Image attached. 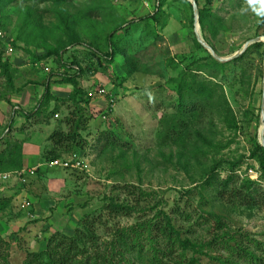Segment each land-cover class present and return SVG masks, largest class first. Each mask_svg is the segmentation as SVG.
Masks as SVG:
<instances>
[{
  "label": "rangeland",
  "instance_id": "obj_1",
  "mask_svg": "<svg viewBox=\"0 0 264 264\" xmlns=\"http://www.w3.org/2000/svg\"><path fill=\"white\" fill-rule=\"evenodd\" d=\"M73 1L74 6L79 8L82 7L81 3L92 0ZM113 2L127 22L156 12L159 6L158 0ZM187 2L167 0L163 6L165 12L161 15L166 25L158 26L162 35L158 45L153 44L151 51L144 49L137 52L142 64H159V74L142 71L129 74L125 69L126 60L122 56L118 55L112 63H108L102 57L92 56L82 45L68 47L62 58L54 55L45 58L43 56L47 51L43 44L56 46L54 35L41 37L42 40L31 39L30 44L23 40L21 34L26 36L29 30L24 22L26 7L32 6L41 12L46 5L32 2L25 4L23 0H17L7 6L0 23V58L8 59L16 69L14 84L18 90L14 92L17 100L13 99L8 104L0 101L4 104V107L0 106V149L5 147L8 135L22 142L30 139L40 145L38 156L34 160L25 161L20 173L10 177L0 175V186L18 190L13 193L15 204L12 208L0 209V240L9 244L8 248L3 246L4 254L11 264H22L28 253L45 250L50 236L58 231L71 235L86 213L99 212L111 198L130 206L140 203L141 207H152L154 211L147 214L150 216L156 210L172 214L174 210L180 209L181 212H193L196 218L204 207L222 215L226 231L233 233L238 241H248L247 238L264 241V203L253 209L243 203V206L233 209L218 199L214 187L205 184L213 175L211 168L218 161L224 162L220 168L224 169L228 161H236L244 156L239 168L242 169L237 173L239 183L252 179L247 174L250 166H259L249 155L254 143L260 142L262 133L264 58L261 59L258 54H248L253 66L240 64L236 68L228 65L229 76L216 80L222 84L210 81L208 92L211 98L205 104L208 111L203 127L207 128L215 121L216 128L209 135L213 140V149L211 145L205 144L203 153H193L191 148L183 149L164 138L165 127L162 125H169V117L177 112L176 94L168 84L169 80L185 72L192 60L208 55L205 50L195 46L196 26L195 20L191 21L194 10L191 9V1ZM205 4L206 0H199V9ZM212 9L222 19L216 36L207 32L213 47L208 44L216 54L229 56L241 50L253 38L264 37L256 36L258 26L262 24L261 17L264 18V3L261 0H213ZM71 11L76 12L74 8ZM50 21H58L53 11L44 14V22L49 27L52 26ZM135 25L130 26L128 31L138 37L142 24L138 27ZM128 31L124 29L119 35L124 37ZM18 37L19 47L14 48L12 41L18 40ZM10 48L12 51H9ZM26 48L32 52L26 51ZM160 51H163V55L159 57ZM171 58L175 63L169 65ZM74 61L84 69L79 80L90 97L85 112L91 114L93 119L84 133L87 147L79 153L83 169L72 172L51 167L46 158L52 148L49 141L52 132L46 125L49 119L27 116L37 108L47 87L53 96L68 98L73 87L61 82V79L66 73H74L78 69L72 66ZM243 69L252 76L246 84L240 82ZM261 72L262 77L255 80V75ZM161 74L163 76H159ZM0 91H9L6 79L2 76ZM29 97L33 101L28 103L26 98ZM110 98L114 99V106ZM81 104L85 105L84 102ZM16 105L20 108H14ZM229 105L231 123L223 120L228 115ZM69 112L68 106L61 107V114L52 119L56 123L55 129L64 127L61 120ZM107 112H110L109 116ZM234 123L238 128L234 127ZM110 132L115 133V147L102 154V148L109 140L105 133ZM36 133L39 134L34 139ZM199 143L202 145L201 141ZM218 175L224 179L228 173L221 171ZM252 180L256 181V186L264 189L262 173L258 179ZM22 201L30 202V206L22 208ZM104 214H107V210H104ZM143 215L142 212H135L132 215L112 216L114 218L111 220V216L106 218L108 227L114 228L133 225ZM172 217L183 236L196 239L195 229L197 237H210V227L196 225L195 218L186 221L180 215L173 214ZM99 233L103 241L111 240L107 227L100 228ZM191 256L192 252L188 251L186 257ZM200 264L219 262L205 259Z\"/></svg>",
  "mask_w": 264,
  "mask_h": 264
},
{
  "label": "trees",
  "instance_id": "obj_2",
  "mask_svg": "<svg viewBox=\"0 0 264 264\" xmlns=\"http://www.w3.org/2000/svg\"><path fill=\"white\" fill-rule=\"evenodd\" d=\"M15 1L17 0H0L2 17L0 23L5 16L7 6ZM158 1L159 6L156 12L144 15L139 20L127 22L116 8L113 0H92L88 3H81L82 7L79 8L74 6L73 0H23L25 4L32 2L39 5L45 4L46 7L41 12L32 6L26 7L24 22L27 23L29 30L26 36L21 34V37L24 36L23 40L31 44V39L42 40L41 37L45 38L49 34L54 35L53 38L57 40L56 46L43 44L47 51L43 56L45 58L53 55L62 58L63 52L68 47L82 45L92 53V56L102 57L108 63H112L116 56H122L126 60L125 69L129 74L137 71L159 74L161 73L159 64H142L143 62L137 56V52L140 50L149 49L151 51V46L158 45V41L162 37L158 26L166 25L165 21L163 22L161 19V15L165 12L163 6L167 0ZM173 1L188 3L187 0ZM197 1L199 2V0ZM212 3L213 0H206V4L199 11L203 37L213 47L208 40L207 32H212L213 36H216L220 31L222 19L213 12ZM261 3H264V0H261ZM72 8L76 10L75 13L71 11ZM191 9L193 10L192 4ZM47 11H53L55 18L58 19L57 22H49L52 23L51 27L44 22V14ZM191 21L194 22V15ZM261 21L262 24L258 26L256 36L264 35V29H262L264 18L261 17ZM134 22L139 24L135 25ZM140 24H142V30L138 37L132 36L134 34H130L128 28L134 25L138 27ZM124 29H127L128 33L125 32L126 35L122 37L119 33ZM19 41V37L18 40L12 41L14 48L19 47ZM0 43L2 42L0 41ZM194 43L197 48L205 50L208 55L192 60L190 65H195L194 67L188 65L185 72H181L169 80L168 84L176 94L177 112L169 117V125H162V127H165L164 138L172 144L179 145L183 149L191 148L193 153H203L205 144L211 145L213 149V140L209 135H212L216 128L215 121L211 122L209 127H203L208 111L205 104L210 97L208 92L210 81L222 84L216 80L222 76H229L228 65L236 68L240 64H246L247 67L253 66L254 63L251 62L248 54H258L263 59L264 41L253 43L243 54L228 62L216 60L196 37ZM26 51L32 52L27 48ZM160 55H163V51L159 52V57ZM172 59L168 62L169 65L175 63ZM72 66H76L78 69L74 73H66L61 79V82L68 83L73 87L68 98L53 96V92L47 87L36 108V114L27 116L30 118L37 115L40 119L50 120L59 114L63 105L68 106L70 112L61 120L64 127L56 128L49 136V141L52 143V148L46 156L49 162L70 157L75 153L79 154L86 149L88 144L84 133L93 119L91 114L85 112L89 106L90 97L79 80L84 74V69L75 61L72 62ZM15 72L16 69L8 59L0 58V76L6 79V86L9 89L8 92L0 91V101L12 103V96L18 90L14 84ZM241 74V84L248 83L247 80L252 78L249 71L244 70ZM261 77L262 72L255 75V80ZM81 102H84L85 105H82ZM51 103L54 105L51 106ZM216 106L219 108V105ZM229 107L228 115L224 116L221 110L217 109V111L224 116L225 122L231 123L232 119L230 121L229 117L231 116V106L229 105ZM109 114L110 112H107L106 115L109 116ZM233 125L238 128L236 123ZM105 135L109 140L103 146L102 154L110 152L115 147L113 139L115 133L110 132ZM199 141L202 142V145ZM5 143V147L0 149V173L21 171L25 163L23 142L8 135L5 138ZM109 148L110 150H108ZM243 157L236 161H228L224 169H220L224 162L215 163L211 168L213 175L205 183L214 187L213 191L218 199L232 206L233 209L238 208L239 205L243 206V203L252 209L264 203V189L256 186V181L248 178L239 183L240 177L236 170L241 167L244 161ZM249 157L259 164L262 178H264V146L256 141L250 150ZM68 170L75 172L79 169L68 168ZM221 171L228 173L226 178H220L218 174H221ZM11 202V198H2L0 209L12 208ZM200 203H202L201 200ZM101 210L86 213L79 220L71 235L64 231H58L51 235L47 248L39 252L28 253L22 264H200L205 259L218 261L219 264H264V241L257 238L238 241L233 233L226 231L224 217L206 210L204 207L201 208V212L196 218L193 212H181L180 209L174 210L172 214L156 210L150 216L147 214L149 211H154L152 207L144 208L140 206V203L130 206L111 198V201L107 202L104 209ZM104 210H107V214H104ZM135 212L144 214L143 217L138 218L135 224L125 227H108L106 216H111V220L116 216L132 215ZM173 214L180 215L186 221L195 218L196 225L199 226L208 225L210 237L208 239L197 237L198 232L195 229L194 237L196 239L183 236V232L173 222ZM104 226L111 234L109 242L103 241L99 233V229ZM3 245L9 247V244L0 240L2 261L0 264H11L7 255L4 254ZM188 251L192 252L190 258L186 257Z\"/></svg>",
  "mask_w": 264,
  "mask_h": 264
},
{
  "label": "crops",
  "instance_id": "obj_3",
  "mask_svg": "<svg viewBox=\"0 0 264 264\" xmlns=\"http://www.w3.org/2000/svg\"><path fill=\"white\" fill-rule=\"evenodd\" d=\"M53 90L55 89L54 87H52ZM57 96V95H56ZM12 98L14 100H17L16 99V96H12ZM29 102L33 101V99H30L29 98H26ZM2 103L3 102H6V101H1ZM0 103V106L1 107H4V104ZM7 103V102H6ZM8 104V103H7ZM14 108H20L18 105H16ZM23 110V109H22ZM36 108L33 110L32 114H36ZM20 112H22L21 110H19ZM61 113L57 114L58 116L60 115ZM56 115V116H57ZM33 117H35L36 119H40L37 115H34ZM54 119V118H53ZM25 121V120H24ZM41 121V120H40ZM51 121V122H50ZM46 125H47V128L53 132L55 130V126H56V123H54L52 121V119H50L49 121L46 122ZM39 133H36L34 135V139L38 136ZM15 138V137H14ZM17 138V137H16ZM19 139V138H17ZM20 140V139H19ZM30 139H26L23 141V151H24V157H25V161H30V160H34L38 154L40 153V145L37 144L36 142H33V141H29ZM22 141V140H21ZM27 142V143H26ZM30 142V143H28ZM29 149H27L26 147ZM256 162V161H255ZM257 163V162H256ZM258 164V163H257ZM257 167V166H256ZM65 170V169H64ZM21 171H17V172H5V173H0V175H7V177H10L11 175H14V174H17V173H20ZM9 174V175H8ZM14 191H18L17 189L15 190V188H11V187H5V185H1L0 186V199L2 198H11L12 199V202H11V205H14V201H15V198H13L14 196ZM35 215V214H34Z\"/></svg>",
  "mask_w": 264,
  "mask_h": 264
},
{
  "label": "water",
  "instance_id": "obj_4",
  "mask_svg": "<svg viewBox=\"0 0 264 264\" xmlns=\"http://www.w3.org/2000/svg\"><path fill=\"white\" fill-rule=\"evenodd\" d=\"M191 1L192 5H193V10H194V20H195V31H196V38L197 40L211 53V55L218 61L220 62H227L230 61L232 59L237 58L238 56H240L241 54H243L247 48L252 45L253 43L256 42H260V41H264V37H255L252 40L248 41L244 47L239 50L236 53H233L229 56H220L218 54H216V52L214 51V49L206 42V40L204 39L203 35H202V31H201V24H200V16H199V6H198V2L197 0H189ZM264 77V75H263ZM261 121H262V133L260 135V143L261 145L264 146V91H263V98H262V106H261Z\"/></svg>",
  "mask_w": 264,
  "mask_h": 264
},
{
  "label": "built area",
  "instance_id": "obj_5",
  "mask_svg": "<svg viewBox=\"0 0 264 264\" xmlns=\"http://www.w3.org/2000/svg\"><path fill=\"white\" fill-rule=\"evenodd\" d=\"M9 51H12V48H10ZM110 103L112 106L115 105V101L113 98H110ZM106 117V116H105ZM49 164L51 165V167H60L63 169H83V163L82 160L79 156V154L75 153L74 155L67 157V158H59V159H55L49 162ZM242 169V168H241ZM241 169H237L236 173H239L241 171ZM261 171L259 169V166H251L248 169V176H250L252 179H258L261 175ZM9 175V174H8ZM7 177V175H5ZM21 207L22 208H26L28 206H30V202L28 201H22L21 203Z\"/></svg>",
  "mask_w": 264,
  "mask_h": 264
},
{
  "label": "clouds",
  "instance_id": "obj_6",
  "mask_svg": "<svg viewBox=\"0 0 264 264\" xmlns=\"http://www.w3.org/2000/svg\"><path fill=\"white\" fill-rule=\"evenodd\" d=\"M58 116V115H57ZM252 166H254V165H252ZM251 167V166H250ZM60 168V167H59ZM63 169V168H62Z\"/></svg>",
  "mask_w": 264,
  "mask_h": 264
}]
</instances>
